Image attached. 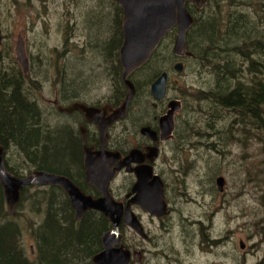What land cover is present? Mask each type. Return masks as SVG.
Listing matches in <instances>:
<instances>
[{
    "label": "rangeland",
    "instance_id": "374dc122",
    "mask_svg": "<svg viewBox=\"0 0 264 264\" xmlns=\"http://www.w3.org/2000/svg\"><path fill=\"white\" fill-rule=\"evenodd\" d=\"M243 2L229 6V0H216L206 10L213 14L218 3L225 14L232 12L230 8L247 16L258 12L260 19L256 27L263 33L264 2ZM101 10L102 5L97 0H0V67L8 70L14 63L12 69L20 70L13 54L19 35L28 64L23 77L29 79L30 87L25 90L36 101L42 122L53 131L62 125L75 134L70 119L51 106L55 94L64 93L83 81L81 90L70 92L74 96L66 101L67 104L75 98L93 105H103L106 100H111L112 83L105 71L97 67L98 72H88L93 57L88 37L98 36L106 21L99 20L94 30L89 27L94 14ZM104 11L110 13L109 8ZM166 47L168 53L162 47V53L158 54L169 57L172 43H167ZM68 57L75 58L77 63L83 61L85 65L67 68ZM178 62L182 64L180 73L172 69ZM165 69L167 99L193 95L204 88L209 79L205 70H198L193 64L185 67L182 57L172 55ZM205 110L202 106V111ZM210 115V110L200 114L190 111L189 128L184 130L179 126L185 116L178 113L174 119L176 135L163 147L162 161L169 171L168 193L172 210L177 212L170 218L173 228L162 230L158 223H149L145 216L136 213L144 232L148 230L146 234L150 241L145 244L140 243L135 232L122 225L124 246L136 252L142 249L144 262L264 264V210L259 201L264 190V133L246 126L248 135L242 138L238 132L242 125L235 113L215 108L211 119L208 118ZM239 139L241 141L237 142ZM7 153L10 167L22 165L19 156L11 162V152ZM19 172L26 175L25 169H18ZM171 176L175 177V183L171 182ZM218 178L223 180L221 191L215 185ZM36 189L33 186L27 189L26 197L14 207L15 215L3 219L0 216V226L3 223L16 225V243L30 264H34L31 260L36 257L31 229L42 221L46 202L42 197L30 195ZM2 210L7 212L4 200Z\"/></svg>",
    "mask_w": 264,
    "mask_h": 264
},
{
    "label": "trees",
    "instance_id": "16d2710c",
    "mask_svg": "<svg viewBox=\"0 0 264 264\" xmlns=\"http://www.w3.org/2000/svg\"><path fill=\"white\" fill-rule=\"evenodd\" d=\"M215 1L208 0L199 10L191 4L185 5L193 23L185 35V52L188 55L182 58L185 67L193 64L198 70H205L209 79L205 82V87L195 91L193 95H179V99L176 98L181 102V112L185 116L180 120L179 128H189L190 111L200 114L210 110L208 118L211 119L214 109L219 108L236 114L242 125V130L238 131L242 138L248 135L246 126L264 133V31L261 33L256 27L260 14L257 12L247 16L232 8V12L225 14L218 3L214 6L213 14H209L206 9ZM243 1L247 4L251 0H229V6L235 3L239 5ZM97 2L102 5V10L94 14L89 29L94 30L98 21L103 19L106 25H103L98 36L88 37V45L93 54L92 66L90 65L88 72H98L97 67L105 71L112 83V99L109 103L116 106L123 101L126 93L117 60L121 44V10L114 0ZM108 8L110 13L104 11ZM173 33V30L167 32L148 61L130 75L135 99L150 98L149 85L167 71L165 66L172 54L167 57L166 54L162 56L158 53H162V47L168 53L166 44L172 43ZM66 62L67 68L75 64L79 67L85 65L83 61L77 63L73 57H68ZM13 64L8 70L0 67V146L3 150L4 169L17 178L24 176L22 172L18 173V169H25L26 175L32 170H38L76 176L80 168L75 134L62 125L53 131L42 122V113L36 101L25 90L30 87L29 79L24 78L17 67L12 69ZM82 86L83 81L78 82L74 88H68L66 94L74 89L77 91L79 87L82 89ZM202 106L205 111H202ZM145 116L144 114V119ZM240 141L239 139L237 142ZM7 152H11V162L19 156L22 165L10 167L7 164ZM28 188H22L17 204L26 197ZM30 195L42 197L46 201L42 221L31 229L34 232L35 254L39 262L91 264V256L101 250L102 234L110 229L108 221L95 211H88L80 220H74L66 197L56 187L38 189ZM259 201L264 210V190ZM2 204L0 188L1 219L9 216L7 212H3ZM14 226L10 223L0 226V264H28L16 243L17 232ZM121 243L124 245L122 241Z\"/></svg>",
    "mask_w": 264,
    "mask_h": 264
},
{
    "label": "water",
    "instance_id": "95a60500",
    "mask_svg": "<svg viewBox=\"0 0 264 264\" xmlns=\"http://www.w3.org/2000/svg\"><path fill=\"white\" fill-rule=\"evenodd\" d=\"M121 10V44L117 52V59L121 68L120 79L126 89V94L122 104L111 111L110 116L104 122L101 121L103 116L102 110L87 108L81 104H72L68 108L59 109L61 113L71 111H80L84 117L89 114L95 117V124L99 130L102 139L104 124H110L115 120H121L125 116L126 107L134 95V88L129 80L130 74L141 68L149 59L153 51L158 47L160 42L165 38L167 32L174 29L171 53L175 57H185V35L191 27L193 19L187 11L185 4L190 3L195 9L204 7L208 0H114ZM1 42V34H0ZM13 54L15 62L18 64L23 76L27 72V59L23 48V43L19 35L16 36ZM173 71L180 73L182 64L176 63L172 67ZM166 74L161 73L149 86V93L153 100L159 101L165 95ZM178 102H169L176 104ZM172 111H168L164 116L159 118V134L161 140H167L172 130ZM143 135H148L147 128H141ZM119 155L115 153L99 152L90 154L83 151V163L85 177L88 183L92 184L101 197L91 199L84 196L73 184L66 178L35 171L32 175L17 178L8 173L3 167V150L0 146V188L6 211L9 216L14 213V207L19 201V193L22 188L27 186H58L68 198V201L74 212V220H80L86 210H92L101 214L110 224V229L102 234L100 241L102 250L91 258L92 264H128L129 253L120 243L122 236L118 231V225L123 215V224H126L138 236L141 235V228L137 220L126 207L122 211V205L116 203L109 196L107 191L108 181L112 179L113 172L110 166L116 161ZM121 163H124L121 162ZM122 166V165H120ZM223 180L218 178L215 185L218 191H221ZM136 191L134 200L144 207L142 203L148 200L153 206L145 209L152 215L156 210L164 212V202L161 198V192L158 196L144 198L141 196L138 185L134 186ZM157 212V211H156ZM137 254L133 255L136 259Z\"/></svg>",
    "mask_w": 264,
    "mask_h": 264
},
{
    "label": "flooded vegetation",
    "instance_id": "af4514ba",
    "mask_svg": "<svg viewBox=\"0 0 264 264\" xmlns=\"http://www.w3.org/2000/svg\"><path fill=\"white\" fill-rule=\"evenodd\" d=\"M129 80H130V76H129ZM77 90H81V87L77 88ZM148 92H149V87H148ZM165 94H166V87H165ZM72 96L74 95H72L71 93L66 94V91L64 93L55 94L51 102V106L55 107L56 111L59 114L63 115L64 117H68L71 121L70 125H74L75 128L74 139L79 153L80 172H78L76 176L74 175L66 176V175H58V174H52V175L66 178L84 196L90 197L91 199H98L101 197V194L98 193V191L92 184L87 182L85 177L83 151L86 150L90 154H97L99 152H104V153L109 152V153L118 154L119 155L118 162L115 161L110 166V171L113 172V175H112V179L108 181L107 191L109 196L112 198L114 202L120 203L122 205V211H124L125 208L127 207L128 210L131 212V214L134 216V218L137 220L141 228V235L138 236L140 238L139 240H141L140 243L147 244V241L148 240L150 241V239L149 236H147L146 234L148 230L146 229L145 230L146 232H144L143 230L144 226L140 222L138 214L136 213H139L141 216H145L148 219L149 223H153V222L158 223L163 228L162 230L172 229L173 225L170 222V218L172 215H176L177 212L174 209L172 210L171 198L168 193L169 184L167 182L169 171L167 165H165V163L162 161V151L165 143L170 142L172 139H174V135H176L177 126H175L174 119L176 115L180 113L182 110L181 102L175 99H167L165 98V95L162 100L155 101L151 98L150 93H149L150 98L135 99V90H134V95L126 107L124 118L121 120H115L114 122L107 125L105 123L103 125L104 130L101 139L99 130L95 124V120H94L95 117L93 115L89 114L88 117H84L83 113L80 111H71L65 114L59 112V109L68 108L72 104H81L87 108L102 110L103 116H101V121L104 120L105 122L107 118L110 116L111 111L119 107L123 101L116 104V106H114L115 104L109 103L110 101L107 100L103 105H93L86 102H79L75 98L73 101L71 100V102L67 104L66 101L70 100ZM171 101L178 103L174 105L170 104L168 106L169 102ZM63 103L67 105L62 106ZM172 110H173L171 115L172 130L170 136L167 140L165 139L161 140L159 134V118L164 116V114H166L168 111H172ZM144 114L146 115L145 120L143 118ZM130 119L133 120V123L131 122L129 123ZM71 127L73 126H70V128ZM65 128H67V126ZM141 128H147L149 134L143 135L140 132ZM123 161L124 163H121ZM35 171L38 170H32L30 174L24 175L23 177L30 176ZM170 180L172 183H175L176 181L174 176H171ZM118 182H120L119 185ZM136 184L138 185V190L141 196H143L144 198H148L153 195L158 196V193L161 192V198L164 202V207H165L164 212L161 213L160 210H156L157 212L155 211V213L151 215L145 209L146 207L153 206L152 203L149 202L148 200H144V202L142 203V205L145 206V208L139 206L134 200L136 191L134 192L133 189ZM40 187L45 189L56 187L60 189L58 186L46 184L44 186L36 187L37 188L36 190H38ZM60 191L66 197V195L61 189ZM66 199L71 209L72 215L74 216V212L68 201V198L66 197ZM88 211H92V210H86L84 213ZM122 220H123V215L121 216L118 225L119 233L122 231L121 230L122 225H124V227L127 226L126 224H123ZM167 220H169L168 223L163 224V222ZM127 229L130 228L128 227ZM120 234L123 238L122 232ZM123 247L130 254L128 264H149V262L142 261L143 258L142 249L136 252L135 250L128 249V247H125L124 245ZM101 250H102V246H101ZM99 252H96L95 254ZM95 254H93L91 258ZM134 254H137L136 259L133 258ZM91 258H90V263L92 264ZM31 262H33L34 264H41L39 262L38 257L33 258ZM28 264H30V262H28ZM44 264H56V263H44Z\"/></svg>",
    "mask_w": 264,
    "mask_h": 264
}]
</instances>
